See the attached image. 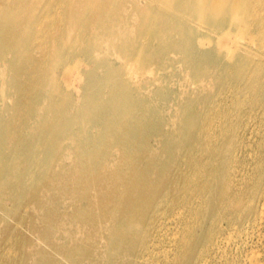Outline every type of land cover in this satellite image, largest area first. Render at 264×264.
I'll return each mask as SVG.
<instances>
[{
	"label": "rangeland",
	"instance_id": "374dc122",
	"mask_svg": "<svg viewBox=\"0 0 264 264\" xmlns=\"http://www.w3.org/2000/svg\"><path fill=\"white\" fill-rule=\"evenodd\" d=\"M71 1L35 0V9L37 12L33 16L31 26H27L31 28L30 31L22 39H18L17 33L14 42H17L18 45L15 48H13V45H10L11 53L12 51L14 52L13 49L15 51L18 49L23 54H6L4 60L1 59L2 57L0 58V120L3 119L2 123L4 121V124L0 125V264H161V262H163L162 264H192L195 256H198L199 252L202 251L200 253L202 257L199 260L200 264H250L249 260L252 255L251 264L264 262V215L262 219L257 218L258 220L256 219L255 223L250 224L245 229L237 225H228L224 220V217L235 216V213H231L233 212L232 208L235 204H239L243 200L249 184L255 182L260 176V171L262 172L264 170V121H262L260 112L262 104L264 103V26L263 35L258 33L257 26H252L251 31L245 32L240 39V45L235 56L229 58L225 55V52L222 55L218 54L213 42L206 43L202 49H198L192 37L187 34L189 43H186V46L187 48L189 47L188 49L184 46V42L181 47L182 50L169 44L172 40V42L175 41L176 43L180 41V38L181 40L182 38L185 40L187 27L197 29L198 32L200 31V36L204 35L203 37H206L205 34L211 30V27L206 24H200L196 19L189 20V24L193 26H184L182 20L171 16V22L175 26L174 24L170 26L173 27V32L170 33L172 37L164 44V39H168V36L160 31V26L157 25L159 16H156L154 18L155 20L148 24H140L141 19L139 18V13L136 12L135 14V10L131 9L129 6L130 0H127L125 3L127 10L123 12V15L129 16V20L131 19L129 23L132 26H95L88 22L90 14L88 11L80 19L83 21L82 23L80 21L79 25L69 26L67 15L68 5ZM139 3L142 7L147 4V1L139 0ZM34 22L37 24H34ZM44 22L46 23L44 24ZM117 28L127 31L128 35L126 40L117 38L112 42V39L108 38L110 30H116ZM176 28L178 30L181 28L182 30L178 32ZM112 32L114 31H111V34H113ZM252 39H254V44ZM132 40L135 41L136 44H133L135 46H127L126 41L129 44ZM194 40L196 42V39ZM23 44L25 45L23 46ZM30 49L31 51L34 50L33 53ZM129 50H132L131 55H127ZM183 52L184 54L186 53L185 55L187 57L183 55ZM245 52H248L249 55L251 54V59L256 58L252 60L254 61L253 65L246 70L243 68L238 69L235 65L237 64L238 54H246ZM120 53L123 55L121 56ZM93 54L95 55L93 56ZM44 57L45 60H43ZM16 59L24 62V69L22 68L23 70L19 71L20 73L18 71L15 72L11 64L12 62L15 63L14 60ZM191 63H194V66ZM75 64H77V68H75L77 71L72 68L73 66L75 67ZM101 64L103 67L100 66ZM126 64H128L129 68ZM188 65L189 68H187ZM66 67L69 68L66 70ZM79 67L81 68L79 69ZM109 68L111 69L109 70ZM70 69L74 71L71 70V72ZM247 71L248 73L245 74ZM74 72L78 75L76 74V76ZM116 74L118 76L120 75L119 78H117L118 76ZM131 74H133V77ZM72 77L76 82L73 81ZM113 77L115 81L112 79ZM5 80L7 81L5 82ZM217 82L219 85L216 84ZM255 82H258V86L255 84L254 87L252 83ZM124 84L125 86H123ZM140 84L141 86H139ZM66 85L70 88H67ZM150 85L151 88L149 87ZM73 87H77L78 92ZM89 88H92V90ZM38 89L40 94L43 93L41 97ZM133 89L136 90L134 91ZM155 89L160 91L157 93ZM166 94H171V96H167ZM47 95L49 98H47ZM101 96L103 97L101 98ZM185 98H188L187 101ZM13 99L15 100L13 101ZM166 99H170L168 100L169 102ZM25 100L28 102L26 103ZM109 101L115 104H110ZM95 102L98 104L96 103V105ZM131 102L134 103L131 104ZM84 103L86 107L83 106ZM188 103L189 105H187ZM67 105H70V109ZM6 106L10 108H6ZM182 106L184 107L182 108ZM191 107L193 108L191 109ZM86 109L88 113L85 112L87 111ZM90 109L94 111L91 112ZM78 112L80 113L78 114ZM105 112L106 115H104ZM152 113H154V116ZM81 115H85V118L80 117ZM256 115L258 116L256 117ZM111 117L115 120L113 118L111 120ZM220 117L221 119H219ZM62 119H65L67 122L65 120L64 122H60ZM8 122H11V124ZM20 122L22 123L20 124ZM50 122L51 124H49ZM107 122L112 123L109 125ZM190 123L192 124L190 125ZM209 124L211 129L214 128L219 134V142L213 138L211 143L215 147H218L217 150L203 147L204 142H201L203 140L202 138L200 140L199 138L194 140L195 143L192 141V133L201 125L209 126ZM62 126L64 128L63 133H61ZM143 128L145 129L143 130ZM244 129L247 130L243 140L244 144L242 145L240 143L241 140L235 137V135L237 132L241 134ZM129 131L131 132L129 133ZM148 131L151 132L149 133ZM89 135L91 139H88L90 138ZM87 136L89 137L87 138ZM257 136L258 138H256ZM125 138L127 140H124ZM183 141L187 143L185 142L186 144H183ZM245 142L247 143L245 144ZM171 147L174 148L172 149ZM27 151L29 152L27 153ZM219 154L220 156H218ZM235 154L237 155L235 156ZM218 158H220L219 162ZM164 159L165 162H162ZM237 159L238 161L236 162L235 160ZM163 163L165 166H163ZM220 165L222 169L219 167ZM187 169L188 172L186 171ZM216 171L218 172L216 173ZM139 172L147 181L145 183L146 185H143V190L145 191L141 198V204L132 213L125 215L120 213L110 203L109 194H113L114 198L116 195L117 198L124 188L121 180H115L116 177L123 176L124 179L132 176V173L138 174ZM250 176L252 178L254 177V179ZM212 177L213 179H211ZM195 181L198 182L195 183ZM216 182L217 184H215ZM194 189L196 190L195 192H193ZM225 193L226 196H224ZM105 194H108V201L107 206L103 208L100 205V201ZM21 197L24 198L22 199ZM181 198L182 200H180ZM213 213L218 219L221 218V226L223 229L221 228V235L217 237L218 244L210 252L209 250H201V248L204 244L202 240L206 237L205 233L211 227L210 218ZM208 217L209 219L207 220ZM188 226L192 228L191 232L193 235L191 232L186 234V232H189ZM185 228L187 230H184ZM233 231L235 232L233 233ZM140 237H142V240ZM228 242L229 244H227ZM190 251L192 252L191 254ZM191 257L192 259H190ZM255 257L257 258L255 259Z\"/></svg>",
	"mask_w": 264,
	"mask_h": 264
},
{
	"label": "bare ground",
	"instance_id": "6f19581e",
	"mask_svg": "<svg viewBox=\"0 0 264 264\" xmlns=\"http://www.w3.org/2000/svg\"><path fill=\"white\" fill-rule=\"evenodd\" d=\"M48 1V0H47ZM54 1V0H53ZM67 1V0H66ZM126 1L127 0H72L71 2H70V4L68 5V15H67V20H68V25L69 26H76V25H79L80 24V19L82 18V16H83V14L85 13V12H90V14H89V17H88V22L90 23V24H94L95 26H132L130 23H129V21L131 20H129V16H127V15H123V12H125L126 10H127V8H126V5H125V3H126ZM145 1H147V4H145V5H143L142 7L140 6V3H139V0H130V2H129V6L131 7V9L132 10H135V14H136V12H138L139 13V18L142 20H140V24H148V23H150V22H152L153 20H155L154 18H156V16H159V20L157 21L158 23H157V25L158 26H160V31H162L164 34H167V36H168V39H164V44L165 43H167L166 41H168L169 39H170V37H172V34H170V33H172L173 31V27H170V26H173V24L174 23H172L171 21V16H173V17H176L177 19H179V20H182V24L184 25V26H193V25H190L189 24V20L190 19H196L197 20V22H199L200 24H206V25H208V26H210L211 27V30H209V32H207V34H205L206 35V37H203V36H200L201 34H199L200 33V31L198 32V30L196 29H191V28H189V27H187L186 28V31H187V33L185 32V40H183V38H182V40H181V38H180V36H178L179 38H180V41H178V43H176L175 41L174 42H172L171 40V42L169 43V44H172V45H174V47H177V48H181L182 46H183V42H184V46H186V43L188 44L189 43V40H188V38H187V36H186V34L187 35H189V36H191L192 37V40L194 41V43H195V45L197 46V48L198 49H202L203 47H204V45L206 44V43H211V42H213L214 44H215V46H216V52L218 53V54H220V55H222V53H226L225 55L226 56H228L229 58H233L234 56H235V54H236V52H237V50H238V46L240 45V39L242 38V36H243V34L245 33V32H249V31H251L252 30V26H257L258 28H257V31H258V33L260 34H262L263 35V26H264V0H145ZM45 2V1H44ZM51 2V1H50ZM33 3V4H32ZM46 3V2H45ZM52 3V2H51ZM47 4V3H46ZM50 5V4H49ZM64 5V4H63ZM35 6H36V3H35V0H28V1H26V0H0V58L1 59H5V56H6V54H12V53H14V54H17V55H22L23 53H22V51L20 52V50L18 51V49L15 51V49H13L14 50V52L12 51V53H11V50H10V45L12 46H14L13 48H15L17 45H18V43L17 42H14V40H15V38H16V36H17V33H18V39H22L29 31H30V29L31 28H29V27H27V26H31V24L33 23L32 21H33V16L35 15V13L37 12L36 11V9H35ZM58 7V6H57ZM42 10V9H41ZM41 12V11H40ZM39 12V13H40ZM38 13V14H39ZM43 13H44V11H43ZM37 14V15H38ZM42 14V13H41ZM156 14H159V15H156ZM37 18H38V16H36ZM138 18V19H139ZM55 19V18H54ZM36 20V19H35ZM85 21V20H84ZM56 22V21H55ZM58 22H59V20H58ZM83 21H81V23H82ZM169 22H170V24H169ZM175 22V21H174ZM40 23V22H39ZM46 22H44V24H45ZM64 23V22H63ZM34 24H37V23H35L34 22ZM43 24V23H42ZM48 24V23H47ZM84 24V23H83ZM153 24H154V22H153ZM193 24V23H192ZM40 25V24H39ZM7 26H8V28H7ZM55 26V25H54ZM84 26V25H83ZM174 26H175V24H174ZM196 26V25H195ZM41 27V26H40ZM38 28H39V26H38ZM145 28V27H144ZM153 28V27H152ZM179 28V27H178ZM199 28V27H198ZM35 29V28H34ZM40 30H41V28H39ZM44 29V28H43ZM46 29V28H45ZM202 29V28H201ZM36 30V29H35ZM38 30V29H37ZM47 30V29H46ZM176 30L179 32V31H181L182 29L180 28V30H178L177 28H176ZM33 31V30H32ZM49 31V30H48ZM84 31V30H83ZM111 31H114V32H112L113 34H111ZM153 31V30H152ZM34 32V31H33ZM43 32H45V31H43ZM61 34V33H60ZM86 34V33H85ZM258 34V35H259ZM74 35H76V34H74ZM127 31H125V29H121V28H117L116 30H110V32H109V36H108V38L109 39H112V42H114V40H116L117 38L119 39V38H121V39H124V40H126V37H127ZM153 35V34H152ZM210 35H212V36H210ZM31 36H32V34H31ZM30 36V37H31ZM83 36H84V34H83ZM214 36V37H213ZM183 37V36H182ZM252 37V36H251ZM254 37V36H253ZM49 38V37H48ZM262 38V37H261ZM17 39V40H18ZM24 39H26V38H24ZM80 39V38H79ZM92 39V38H91ZM194 39H196V42H195V40ZM250 39V38H249ZM248 39V40H249ZM55 40H58V39H55ZM74 40V39H73ZM253 40L254 39H252V42H253ZM25 41V40H24ZM45 41V40H44ZM43 41V42H44ZM82 41V40H81ZM143 41V40H142ZM148 41V40H147ZM247 41V40H246ZM30 42H31V40H30ZM42 42V43H43ZM59 42H60V39H59ZM163 42V41H162ZM242 42V41H241ZM249 42H250V40H249ZM15 43V44H14ZM23 43V42H22ZM29 43V42H28ZM46 43V42H45ZM80 43V42H79ZM93 43V42H92ZM144 43H146V42H144ZM251 43V42H250ZM35 44V43H34ZM36 44H37V42H36ZM133 44H136L135 43V41L134 40H132L129 44H127V41H126V45L128 46H131L132 45V47H134L135 45H133ZM151 44V43H150ZM253 44H254V42H253ZM253 44H251V45H253ZM25 44H23V46H24ZM49 45V44H48ZM77 45H79V44H77ZM76 45V46H77ZM87 45V44H86ZM210 45V44H209ZM56 46V45H55ZM144 46H145V44H144ZM189 46V45H188ZM244 46V45H243ZM43 47V46H42ZM73 47V46H72ZM83 47V46H82ZM93 47V46H92ZM142 47V46H141ZM158 47V46H157ZM162 47H164V46H162ZM162 47H161V49H162ZM30 48H33V47H30ZM47 48V47H46ZM57 48V47H56ZM59 48V47H58ZM70 48V47H69ZM68 48V49H69ZM90 49H92L91 47H89ZM88 48V49H89ZM103 48V47H102ZM106 48V47H105ZM186 48H187V46H186ZM189 48V47H188ZM187 48V49H188ZM246 48V47H245ZM256 48V47H255ZM49 49V48H48ZM72 49H74V48H72ZM87 49V50H88ZM161 49H159V50H161ZM165 49V48H164ZM163 49V50H164ZM248 49V48H247ZM258 49V48H257ZM47 50V49H46ZM57 50V49H56ZM122 50V49H121ZM120 50V51H121ZM143 50V49H142ZM158 50V49H157ZM167 50H169V49H167ZM181 50H182V48H181ZM184 50V49H183ZM241 50V49H240ZM30 51H31V49H30ZM34 51V50H33ZM33 51H31L32 53H33ZM74 51V50H73ZM90 51V50H89ZM88 51V52H89ZM132 50H129L128 52H127V55H131L132 54V52H131ZM166 51V50H165ZM170 51V50H169ZM175 51V50H174ZM27 52V51H26ZM38 52V51H37ZM68 52V51H67ZM123 52V51H122ZM141 52V51H140ZM49 53V52H48ZM71 53V52H70ZM73 53V52H72ZM90 53H91V51H90ZM144 53V52H143ZM177 53V52H176ZM246 53V52H245ZM92 54V53H91ZM114 54V53H113ZM121 54V53H120ZM146 54V53H145ZM167 54V53H166ZM180 54V53H179ZM186 54V53H185ZM184 54V52H183V55H185ZM258 54V53H257ZM58 55V54H57ZM68 55V54H67ZM95 54H93V56H94ZM123 54H121V56H122ZM181 55V54H180ZM251 55V54H250ZM250 55L248 54V52L246 53V54H238V59L236 60V63L237 64H235L236 65V67H238V69H240V68H243V69H247V68H249L251 65H253V62L254 61H252V60H254V59H251L250 58ZM260 55V54H259ZM117 56V55H116ZM186 56V55H185ZM124 57V56H123ZM131 57V56H130ZM187 57V56H186ZM185 57V58H186ZM254 57V56H253ZM264 57V56H263ZM52 58V57H51ZM59 58V57H58ZM80 58V57H79ZM113 58V57H112ZM53 59V58H52ZM94 59V58H93ZM97 59V58H96ZM115 59V58H114ZM139 59H140V57H139ZM28 60V59H27ZM27 60H26V62H27ZM32 60V59H31ZM43 60H45V57H44V59ZM105 61H106V59H104ZM118 60V59H117ZM145 60V59H144ZM190 60V59H189ZM15 61V63L14 62H12L11 64H12V66H13V69H14V71L15 72H19V71H21V70H23L24 68V62H22L21 60H14ZM67 61H68V59H67ZM66 61V62H67ZM136 61V60H135ZM192 61V60H191ZM190 61V62H191ZM31 62V61H30ZM114 62V61H113ZM139 62H141V61H139ZM144 62H146V61H144ZM178 62V61H177ZM184 62H186V61H184ZM2 63V62H1ZM80 63V62H79ZM103 63H105L104 61H103ZM110 63V62H109ZM127 63H128V61H127ZM176 63V62H175ZM31 64V63H30ZM132 64H134V63H132ZM137 64H139L138 62H137ZM172 64V63H171ZM192 64V66H194L193 64L194 63H191ZM38 65V64H37ZM47 65V64H46ZM49 65V64H48ZM69 65V64H68ZM77 64H75V67L73 66L72 68H77V66H76ZM86 65V64H85ZM91 65V64H90ZM106 65V64H105ZM120 65V64H119ZM121 65H122V63H121ZM127 65V67H128V64H126ZM135 65H136V63H135ZM173 65V64H172ZM210 65V64H209ZM84 66V65H83ZM95 66V65H94ZM99 66V65H98ZM101 67H103V65L101 64L100 65ZM109 66V65H108ZM117 66V65H116ZM130 66H131V64H130ZM139 66V65H138ZM169 66V65H168ZM204 66V65H203ZM206 66V65H205ZM37 67V66H36ZM40 67V66H39ZM43 67V66H42ZM86 67H89V66H86ZM132 67V66H131ZM209 67V66H208ZM214 67V66H213ZM23 68V69H22ZM26 68V67H25ZM46 68V67H45ZM67 68H69V67H66V70H67ZM81 67H79V69H80ZM97 68V67H96ZM105 68V67H104ZM114 68V67H113ZM129 68V67H128ZM187 68H189V65H188V67ZM191 68V67H190ZM199 68H200V66H199ZM88 69H90V68H88ZM98 69V68H97ZM111 68H109V70H110ZM119 69V68H118ZM172 69H173V67H172ZM194 69V68H193ZM204 69V68H203ZM208 69V68H207ZM27 70V69H26ZM57 70V69H56ZM61 70V69H60ZM74 71L73 69H70V71ZM76 70V69H75ZM94 70V69H93ZM92 70V71H93ZM108 70V69H107ZM120 70V69H119ZM131 70V69H130ZM129 70V71H130ZM137 70H138V68H137ZM174 70V69H173ZM192 70V69H191ZM199 70V69H198ZM198 70H197V72H198ZM201 70V69H200ZM216 70V69H215ZM214 70V71H215ZM40 71H41V69H40ZM71 71V72H72ZM77 71V70H76ZM106 71V70H105ZM114 71V70H113ZM133 71H134V69H133ZM133 71H132V73H133ZM169 71V70H168ZM181 71V70H180ZM193 71V70H192ZM235 71V70H234ZM9 72V71H8ZM7 72V73H8ZM91 72V71H90ZM102 72V71H101ZM131 72V71H130ZM172 72V71H171ZM183 72H185V71H183ZM187 72V71H186ZM202 72V71H201ZM238 72V71H237ZM242 72V71H241ZM20 73V72H19ZM22 73H24V72H22ZM46 73V72H45ZM48 73V72H47ZM100 73V72H99ZM116 73H117V71H116ZM136 73V72H135ZM212 73V72H211ZM219 73V72H218ZM236 73V72H235ZM248 73V71L245 73V74H247ZM9 74V73H8ZM25 74V73H24ZM36 74H37V71H36ZM74 74L76 75L77 73H75L74 72ZM105 74H107V73H105ZM118 74V73H117ZM116 74V75H117ZM158 74V73H157ZM181 74V73H180ZM200 74V73H199ZM203 74V73H202ZM239 74H240V72H239ZM243 74V73H242ZM244 74V75H245ZM18 76H19V74H17ZM49 75V74H48ZM71 75H72V73H71ZM78 75V74H77ZM76 75V76H77ZM91 75V74H90ZM98 75V74H97ZM111 75V74H110ZM136 75V74H135ZM167 75V74H166ZM169 75V74H168ZM174 75H176V74H174ZM208 75V74H207ZM20 76H21V74H20ZM25 76V75H24ZM31 76V75H30ZM33 76V75H32ZM38 76V75H37ZM42 76V75H41ZM67 76V75H66ZM80 76H82V75H80ZM104 76V75H103ZM118 76V75H117ZM120 76V75H119ZM119 76L117 77V78H119ZM131 76L133 77V74H131ZM170 76H171V74H170ZM197 76H198V74H197ZM216 76V75H215ZM234 76H235V74H234ZM239 76V75H238ZM243 76V75H242ZM246 76V75H245ZM84 77V76H83ZM99 77V76H98ZM105 77H106V75H105ZM109 77V76H108ZM173 77H175V76H173ZM180 77V76H179ZM190 77H191V73H190ZM211 77H213V76H211ZM217 77V76H216ZM226 77V76H225ZM244 77V76H243ZM1 78V77H0ZM7 78V77H6ZM28 78V77H27ZM36 78V77H35ZM73 78V77H72ZM74 78H76L75 76H74ZM74 78H73V81H75L74 80ZM81 78V77H80ZM90 78V77H89ZM97 78V77H96ZM100 79H101V77H99ZM110 78H111V76H110ZM167 78H169V77H167ZM197 78V77H196ZM84 79V78H83ZM100 79H98V80H100ZM113 80H114V77L112 78ZM232 79V78H231ZM241 79V78H240ZM244 80H245V78H243ZM17 80H18V78H17ZM40 80V79H39ZM57 80V79H56ZM77 80V79H76ZM112 80V81H113ZM132 80V79H131ZM216 80V79H215ZM239 80V79H238ZM242 80V79H241ZM2 81V80H1ZM7 80H5V82H6ZM44 81V80H43ZM64 81V80H63ZM78 81H80V80H78ZM101 81V80H100ZM110 81V80H109ZM115 81V80H114ZM168 81V80H167ZM167 81H166V83H167ZM188 81V80H187ZM14 82V81H13ZM37 82V81H36ZM47 82H48V79H47ZM46 82V83H47ZM76 82V81H75ZM85 82V81H84ZM96 82V81H95ZM192 82V81H191ZM195 82H196V80H195ZM194 82V83H195ZM20 83V82H19ZM64 83H66L65 81H64ZM73 83V82H72ZM79 83V82H78ZM93 83V82H92ZM98 83V82H97ZM109 83V82H108ZM107 83V84H108ZM116 83V82H115ZM115 83H114V85H115ZM124 83L126 84V82L124 81ZM239 83V82H238ZM17 84H18V82H17ZM17 84L15 83V85L17 86ZM42 84H44V83H42ZM85 84V83H84ZM99 84V83H98ZM125 84L123 85V86H125ZM217 85H219L218 84V82L216 83ZM253 84V86L255 87V84H257V86H258V82H255V83H252ZM20 85V84H19ZM31 85V84H30ZM73 85H74V83H73ZM72 85V86H73ZM92 85V84H91ZM90 85V86H91ZM110 85V84H109ZM166 85H168V84H166ZM177 85V84H176ZM187 85V84H186ZM8 86V85H7ZM15 86V87H16ZM34 86H35V84H34ZM39 86V85H38ZM80 86V85H79ZM85 86V85H84ZM88 86V85H87ZM116 86V85H115ZM121 86V85H120ZM123 86H121V87H123ZM139 86H141V84L139 85ZM31 87V86H30ZM29 87V88H30ZM45 87V86H44ZM66 87L68 88L69 86H67L66 85ZM110 87V86H109ZM111 87H112V84H111ZM133 87V86H132ZM146 87V86H145ZM148 87V86H147ZM150 88H151V85L149 86ZM167 87V86H166ZM165 87V88H166ZM11 88V87H10ZM19 88V87H18ZM17 88V89H18ZM40 88V87H39ZM56 88V87H55ZM58 88V87H57ZM70 88V87H69ZM74 88V87H73ZM77 88V87H76ZM76 88H74V89H76ZM80 88V87H79ZM82 88V87H81ZM87 88V87H86ZM86 88H85V90H86ZM114 88V87H113ZM176 88H178V87H176ZM175 88V89H176ZM217 88V87H216ZM16 89V88H15ZM22 89H23V85H22ZM26 89H27V87H26ZM31 89V88H30ZM29 89V90H30ZM33 89V88H32ZM89 89H91L92 90V88H89ZM143 89H145V88H143ZM157 89V88H156ZM155 89V90H156ZM200 89V88H199ZM221 89V88H220ZM224 89V88H223ZM28 90V89H27ZM83 90V89H82ZM105 90H106V87H105ZM112 90H114V89H112ZM122 90V89H121ZM134 90V89H133ZM136 90V89H135ZM134 90V91H135ZM147 90V89H146ZM154 90V91H155ZM165 90V89H164ZM192 90V89H191ZM197 90V89H196ZM230 90H231V88H230ZM38 91H39V89H38ZM41 91H43V90H41ZM52 91V90H51ZM76 91H77V89H76ZM116 91V90H115ZM118 91V90H117ZM132 91V90H131ZM160 91V90H159ZM159 91H157L156 90V92L158 93ZM167 91V90H166ZM166 91H164V93H166ZM215 91V90H214ZM78 92V91H77ZM82 92V91H81ZM111 92V91H110ZM109 92V93H110ZM113 92V91H112ZM119 92V91H118ZM137 92V91H136ZM153 92V91H152ZM169 92V91H168ZM191 92V91H190ZM24 93V92H23ZM36 93V92H35ZM56 93H59V92H56ZM66 93V92H65ZM76 93V92H75ZM88 93V92H87ZM104 93V92H103ZM140 93V92H139ZM153 93H155V92H153ZM163 93V94H164ZM192 93V92H191ZM200 93H201V91H200ZM22 94V93H21ZM25 94H26V92H25ZM39 94H40V91H39ZM72 94V93H71ZM113 94V93H112ZM115 94V93H114ZM136 94V93H135ZM160 94V93H159ZM197 94V93H196ZM205 94V93H204ZM33 95V94H32ZM41 95H43V93L42 94H40V97H41ZM48 95H49V93H48ZM48 95H47V98H49L48 97ZM83 95V94H82ZM104 95V94H103ZM139 95V94H138ZM167 95V94H166ZM171 96V94H168L167 96ZM191 95V94H190ZM247 95H248V93H247ZM35 96V95H34ZM61 96V95H60ZM66 96V95H65ZM75 96V95H74ZM87 96V95H86ZM90 96V95H89ZM88 96V97H89ZM110 96H111V94H110ZM118 96V95H117ZM159 96V95H158ZM161 96H163V95H161ZM197 96V95H196ZM204 96V95H203ZM32 97V96H31ZM30 97V98H31ZM85 97V96H84ZM100 97V96H99ZM103 96H101V98H102ZM107 97V96H106ZM116 97V96H115ZM132 97V96H131ZM137 97V96H136ZM148 97V96H147ZM198 97V96H197ZM22 98H24L23 96H22ZM35 98V97H34ZM111 98V97H110ZM138 98H140V97H138ZM160 98V97H159ZM163 98V97H162ZM222 98H223V96H222ZM228 98V97H227ZM77 99V98H76ZM75 99V100H76ZM87 99V98H86ZM109 99V98H108ZM113 99H114V97H113ZM135 99V98H134ZM164 99V98H163ZM186 99V98H185ZM188 99V98H187ZM187 99H186V101H187ZM190 99H192V98H190ZM217 99V98H216ZM2 100V99H1ZM7 100V99H6ZM15 99H13V101H14ZM29 100V99H28ZM36 100V99H35ZM38 100V99H37ZM49 100V99H48ZM107 100V99H106ZM140 100V99H139ZM143 100H144V98H143ZM142 100V101H143ZM165 100V99H164ZM167 100V99H166ZM168 100H170V99H168ZM167 100V101H168ZM196 100V99H195ZM227 100V99H226ZM18 101H20V99H18ZM39 101V100H38ZM79 101V100H78ZM89 101H90V99H89ZM99 101V100H98ZM97 101V102H98ZM108 101V100H107ZM111 101V100H110ZM109 101V102H110ZM134 101V100H133ZM137 101V100H136ZM161 101V100H160ZM166 101V102H167ZM191 101V100H190ZM7 102V101H6ZM25 102H26V100H25ZM28 102V101H27ZM26 102V103H27ZM32 102V101H31ZM85 102V101H84ZM87 102V101H86ZM97 102H95V104L97 103ZM147 102V101H146ZM163 102V101H162ZM169 102V101H168ZM5 103V102H4ZM65 103V102H64ZM77 103H79V102H77ZM81 103L83 104V102H82V100H81ZM80 103V104H81ZM107 103V105H109L108 104V102H106ZM111 103H114V102H110V104ZM134 103V102H133ZM132 102H131V104H133ZM139 103V102H138ZM186 103V102H185ZM198 103V102H197ZM227 103V102H226ZM38 104V103H37ZM87 104V103H86ZM98 104V103H97ZM96 104V105H97ZM115 104V103H114ZM113 104V105H114ZM140 104H141V102H140ZM194 104V103H193ZM1 105V104H0ZM17 105V104H16ZM16 105H15V107H16ZM19 105V104H18ZM22 105V104H21ZM25 105V104H24ZM28 105H29V103H28ZM46 105H47V103H46ZM130 105V104H129ZM137 105V104H136ZM143 105V104H142ZM187 105H189V103L187 104ZM195 105H196V103H195ZM206 105V104H205ZM253 105H254V103H253ZM256 105V104H255ZM5 106V105H4ZM9 106V105H8ZM20 106V105H19ZM18 106V108H20ZM23 106V105H22ZM22 106H21V108H22ZM60 106V105H59ZM68 106V108H69V106L70 105H67ZM82 106V105H81ZM83 106H85V103H84V105ZM94 106V105H93ZM99 106V105H98ZM115 106V105H114ZM113 106V107H114ZM166 106H167V104H166ZM190 106H192V105H190ZM26 107V106H25ZM50 107V106H49ZM60 107H62V106H60ZM73 107V106H72ZM86 107V106H85ZM97 107V106H96ZM105 107V106H104ZM108 107V106H107ZM138 107H139V105H138ZM158 107V106H157ZM184 106H182V108H183ZM194 107V106H193ZM193 107H191V109L193 108ZM6 108H10V107H7L6 106ZM11 108H12V106H11ZM29 108H30V106H29ZM47 108V107H46ZM55 108V107H54ZM57 108V107H56ZM112 108V107H111ZM110 108V109H111ZM128 108H130V107H128ZM153 108V107H152ZM158 108H160V107H158ZM181 108V109H182ZM224 108V107H223ZM1 109V108H0ZM32 109V108H31ZM31 109H30V112H31ZM48 109V108H47ZM61 109V108H60ZM70 109V108H69ZM85 109V108H84ZM94 109V108H93ZM109 109V110H110ZM125 109H126V107H125ZM245 109V108H244ZM16 110V109H15ZM34 110V109H33ZM77 110V109H76ZM87 110V109H86ZM91 110V112L92 111H96V109H94V110H92V109H90ZM99 110V109H98ZM97 110V111H98ZM108 110V111H109ZM112 110V109H111ZM131 110V109H130ZM154 110V109H153ZM157 110V109H156ZM185 110V109H184ZM260 110V109H259ZM4 111V110H3ZM3 111H2V113H3ZM19 111V110H18ZM28 111V110H27ZM54 111V110H53ZM70 111V110H69ZM72 111V110H71ZM80 111H82V110H80ZM84 111V110H83ZM113 111V110H112ZM112 111H110V112H112ZM138 111V110H137ZM139 111H140V109H139ZM138 111V112H139ZM181 111V110H180ZM242 111V110H241ZM9 112V111H8ZM7 112V113H8ZM48 112V111H47ZM85 112H87L88 113V110L87 111H85ZM102 112V111H101ZM149 112H151V111H149ZM157 112H158V110H157ZM163 112V111H162ZM188 113H189V111H187ZM260 112H261V118H262V121H264V103L262 104V107H261V110H260ZM5 113V112H4ZM26 113V112H25ZM28 113V112H27ZM64 113H65V111H64ZM80 112H78V114H79ZM82 113V112H81ZM84 113V112H83ZM93 113H95V112H93ZM103 113V112H102ZM127 113V112H126ZM141 113H142V109H141ZM190 113H191V111H190ZM245 113V112H244ZM31 114V113H30ZM46 114V113H45ZM52 114V113H51ZM86 114V113H85ZM96 114V113H95ZM108 114V113H107ZM131 114V113H130ZM154 113H152V115H153ZM183 114V113H182ZM185 114V113H184ZM196 114V113H195ZM194 114V115H195ZM225 114V113H224ZM1 115H3V114H1ZM6 115V114H5ZM58 115V114H57ZM64 115V114H63ZM72 115H73V113H72ZM74 115H75V113H74ZM104 115H106V112L104 113ZM103 115V116H104ZM109 115H110V113H109ZM123 115H125V114H123ZM139 115H142V114H139ZM149 115V114H148ZM147 115V116H148ZM221 115V114H220ZM251 115V114H250ZM258 115H259V113H258ZM258 115H256V117L258 116ZM24 116V115H23ZM28 116H29V114H28ZM31 116V115H30ZM56 116V115H55ZM67 116V115H66ZM65 116V117H66ZM70 116H71V114H70ZM69 116V117H70ZM85 116V115H84ZM84 116H80V117H83V118H85ZM132 116H134V115H132ZM154 116V115H153ZM193 116V115H192ZM196 116V115H195ZM198 116H199V114H198ZM207 116V115H206ZM216 116V115H215ZM228 116V115H227ZM1 117V116H0ZM5 117V116H4ZM9 117H10V115H9ZM8 117V118H9ZM62 117V116H61ZM64 117V118H65ZM68 117V118H69ZM74 117V116H73ZM98 117V116H97ZM100 117V116H99ZM109 117V116H108ZM151 117V116H150ZM180 117V116H179ZM250 117V116H249ZM20 118H21V115H20ZM19 118V119H20ZM26 118V117H25ZM28 118V117H27ZM52 118V117H51ZM56 118V117H55ZM63 118V117H62ZM71 118V117H70ZM113 117H111L110 119L111 120H113L112 119ZM117 118V117H116ZM137 118H138V116H137ZM136 118V119H137ZM147 118V117H146ZM156 118V117H155ZM181 118H183V117H181ZM198 118V117H197ZM208 118H209V116H208ZM214 118V117H213ZM217 118V117H216ZM235 118V117H234ZM1 119V118H0ZM7 119V118H6ZM6 119H4V120H6ZM23 119V118H22ZM65 119H67V118H65ZM64 119V120H65ZM105 119H106V117H105ZM108 119V118H107ZM109 119V120H110ZM153 119V118H152ZM189 119V118H188ZM191 119V118H190ZM212 119V118H211ZM219 119H221V117L219 118ZM224 119V118H223ZM3 120V119H2ZM2 120H0V123H2ZM10 120V119H9ZM24 120V119H23ZM22 120V121H23ZM46 120V119H45ZM64 120L62 119L60 122H64ZM85 120V119H84ZM87 120V119H86ZM92 120V119H91ZM90 120V121H91ZM100 120V119H99ZM102 120V119H101ZM115 120V119H114ZM206 120H208V119H206ZM226 120V119H225ZM250 120V119H249ZM255 120H256V118H255ZM11 121V120H10ZM66 121V120H65ZM67 121H69L68 119H67ZM66 121V122H67ZM72 121H73V119H72ZM96 121H97V118H96ZM107 121V120H106ZM129 121V120H128ZM131 121V120H130ZM146 121V120H145ZM181 121V120H180ZM191 121V120H190ZM189 121V122H190ZM244 121V120H243ZM25 122H26V120H25ZM54 122V121H53ZM93 122V121H92ZM91 122V123H92ZM95 122V121H94ZM114 122V121H113ZM119 122V121H118ZM159 122V121H158ZM195 122V121H194ZM214 122H216V121H214ZM242 122V121H241ZM249 122V121H248ZM254 122V121H253ZM9 123V122H8ZM19 123V122H18ZM17 123V124H18ZM22 122H20V124H21ZM32 123V122H31ZM44 123H45V121H44ZM58 123V122H57ZM72 123V122H71ZM78 123V122H77ZM101 123V122H100ZM108 123V122H107ZM106 123V124H107ZM110 123H112V122H110ZM110 123H108L109 125H110ZM114 123H116V122H114ZM128 123H130V122H128ZM131 123H132V121H131ZM130 123V124H131ZM145 123V122H144ZM156 123H157V121H156ZM192 123H193V121H192ZM192 123H190V125L192 124ZM196 123H197V120H196ZM195 123V124H196ZM203 123H204V121H203ZM213 123V122H212ZM4 124V121H3V123L2 124H0V125H3ZM6 124H7V122H6ZM9 124H11V122L9 123ZM27 124V123H26ZM49 124H51V122L49 123ZM73 124V123H72ZM102 124V123H101ZM103 124H105V123H103ZM108 124H107V126H108ZM135 124V123H134ZM151 124V123H150ZM149 124V125H150ZM154 124H155V121H154ZM158 124H160V123H158ZM211 124V123H210ZM210 124H209V126H200L199 128H197L193 133H192V141H194V140H197L198 138H199V140L202 138L203 140L201 141L202 143L204 142V145H203V147L205 146L207 149H214V150H217V148L218 147H215L213 144H211L212 143V140H213V138L214 139H216L218 142H219V134L217 133V131H215V129L213 130V129H211V127H210ZM217 124V123H216ZM71 125V124H70ZM98 125H100V124H98ZM129 125V124H128ZM142 125H144V124H142ZM157 125V124H156ZM214 125V124H213ZM240 125V124H239ZM43 126V125H42ZM42 126H41V128H42ZM72 126V125H71ZM91 126V125H90ZM89 126V127H90ZM101 126V125H100ZM105 126V125H104ZM151 126V125H150ZM160 126H161V124H160ZM159 126V127H160ZM187 126V125H186ZM5 127V126H4ZM34 127V126H33ZM103 127V126H102ZM102 127H101V129H102ZM106 127V126H105ZM109 127V126H108ZM146 127H147V125H146ZM149 127V126H148ZM181 127V126H180ZM188 127V126H187ZM192 127V126H191ZM237 127V126H236ZM261 127V126H260ZM13 128V127H12ZM48 128V127H47ZM50 128V127H49ZM61 128V127H60ZM67 128V127H66ZM68 128H70L69 126H68ZM104 128V127H103ZM129 128H131L130 126H129ZM248 128V127H247ZM250 128V127H249ZM14 129H16V128H14ZM17 129H18V127H17ZM21 129H23V128H21ZM44 129V128H43ZM56 129V128H55ZM58 129H59V126H58ZM62 132L61 133H63V126H62ZM134 129H135V127H134ZM145 128H143V130H144ZM191 129V128H190ZM7 130V129H6ZM45 130V129H44ZM43 130V131H44ZM48 130H50V129H48ZM60 130V129H59ZM103 130V129H102ZM132 130V129H131ZM153 130V129H152ZM159 130V129H158ZM157 130V131H158ZM189 130V129H188ZM188 130H187V132H188ZM246 130L247 129H244L243 130V132L241 133V134H239L240 132H237L236 133V135H235V137H238L240 140H241V144L243 145L244 144V138H245V135H246ZM23 131V130H22ZM57 131V130H56ZM70 131V130H69ZM136 131V130H135ZM183 131V130H182ZM1 132V131H0ZM14 132V131H13ZM17 132V131H16ZM65 132V131H64ZM131 131H129V133H130ZM149 132V131H148ZM151 132V131H150ZM149 132V133H150ZM222 132V131H221ZM227 132V131H226ZM248 132V131H247ZM253 132V131H252ZM6 133H8L7 131H6ZM23 133V132H22ZM57 133H59V132H57ZM111 133H113L112 131H111ZM132 133H134V132H132ZM135 133H137V132H135ZM148 133V134H149ZM264 133V132H263ZM101 134V133H100ZM128 134V133H127ZM13 135V134H12ZM56 135V134H55ZM60 135V134H59ZM91 135V134H90ZM89 135V136H90ZM113 135V134H112ZM118 135H120V134H118ZM128 135H130V134H128ZM136 135V134H135ZM153 135V134H152ZM156 135V134H155ZM188 135V134H187ZM224 135V134H223ZM259 135V134H258ZM10 136V135H9ZM25 136V135H24ZM53 136V135H52ZM58 136V135H57ZM89 136H87V138L89 137ZM151 136V135H150ZM154 136V135H153ZM221 136H222V134H221ZM220 136V137H221ZM98 137V136H97ZM99 137H100V135H99ZM130 137V136H129ZM148 137V136H147ZM229 137V136H228ZM18 138V137H17ZM22 138V137H21ZM25 138V137H24ZM23 138V139H24ZM54 138V137H53ZM144 138V137H143ZM224 138V137H223ZM256 138H258V136L256 137ZM261 138V137H260ZM29 139V138H28ZM34 139H35V137H34ZM56 139L58 140V138L56 137ZM84 139V138H83ZM82 139V140H83ZM88 139H91V136H90V138H88ZM130 139H132V138H130ZM134 139V138H133ZM142 139V138H141ZM164 139V138H163ZM162 139V140H163ZM185 139H186V137H185ZM7 140H8V138H7ZM22 140V139H21ZM51 140H52V138H51ZM56 140V141H57ZM81 140V141H82ZM124 140H127L126 138L124 139ZM161 140V141H162ZM166 140V139H165ZM180 140V139H179ZM178 140V141H179ZM24 141V140H23ZM34 141V140H33ZM53 141V140H52ZM89 141V140H88ZM87 141V142H88ZM117 141H119V139H117ZM182 141V140H181ZM226 141V140H225ZM237 141V140H236ZM29 142V141H28ZM53 142H55V141H53ZM52 142V143H53ZM143 142V141H142ZM177 142V141H176ZM186 142V141H185ZM184 141L182 142L183 144L185 143ZM251 142V141H250ZM254 142V141H253ZM20 143V142H19ZM22 143H24V142H22ZM50 143V142H49ZM82 143H83V141H82ZM96 143V142H95ZM124 143V142H123ZM164 143V142H163ZM187 143V142H186ZM185 143V144H186ZM188 143H189V140H188ZM194 143H195V141H194ZM247 142H245V144H246ZM9 144H10V142H9ZM15 144V143H14ZM13 144V145H14ZM86 144V143H85ZM179 144V143H178ZM190 144V143H189ZM251 144V143H250ZM16 145H17V142H16ZM52 145V144H51ZM202 145V144H201ZM255 145V144H254ZM55 146V145H54ZM86 146V145H85ZM94 146V145H93ZM183 146V145H182ZM187 146V145H186ZM219 146V145H218ZM220 146L222 147V145L220 144ZM258 146V145H257ZM12 147V146H11ZM28 147V146H27ZM94 147H97V146H94ZM193 147V146H192ZM7 148V147H6ZM29 148V147H28ZM47 148V147H46ZM172 149L174 148V147H171ZM170 148V149H171ZM195 148V147H194ZM223 148H224V146H223ZM232 148V147H231ZM251 148V147H250ZM261 148H263V147H261ZM17 149V148H16ZM90 149V148H89ZM29 150V149H28ZM205 150V149H204ZM204 150H203V152H204ZM221 150V149H220ZM237 150V149H236ZM244 150H245V148H244ZM243 150V151H244ZM254 150V149H253ZM257 150V149H256ZM90 151V150H89ZM91 151H92V149H91ZM170 151V150H169ZM193 151V150H192ZM208 151V150H207ZM212 151V150H211ZM7 152V151H6ZM29 151H27V153H28ZM88 152V151H87ZM168 152V151H167ZM184 152V151H183ZM186 152V151H185ZM248 152V151H247ZM246 152V153H247ZM18 153V152H17ZM16 153V154H17ZM169 153V152H168ZM243 153V152H242ZM259 153V152H258ZM171 154V153H170ZM53 155V154H52ZM185 155V154H184ZM202 155V154H201ZM216 155V154H215ZM214 155V156H215ZM237 154H235V156H236ZM243 155V154H242ZM261 155H262V153H261ZM261 155H259V156H261ZM168 156V155H167ZM166 156V157H167ZM187 156V155H186ZM191 156V155H190ZM207 156V155H206ZM218 156H220V154L218 155ZM26 157V156H25ZM171 157V156H170ZM200 157V156H199ZM212 157V156H211ZM224 157V156H223ZM15 158V157H14ZM17 158V157H16ZM221 158H222V156H221ZM235 158V157H234ZM242 158V157H241ZM246 158V157H245ZM260 158V157H259ZM264 158V157H263ZM188 159V158H187ZM219 160H218V162L220 161V158H218ZM257 159V158H256ZM262 159V158H261ZM260 159V160H261ZM171 160V159H170ZM190 160V159H189ZM258 160V159H257ZM169 161V160H168ZM182 161V160H181ZM187 161V160H186ZM191 161V160H190ZM200 161V160H199ZM236 162L238 161V159L237 160H235ZM12 162V161H11ZM162 162H165V159H164V161H162ZM167 162V161H166ZM178 162V161H177ZM211 162H212V160H211ZM241 162H243V161H241ZM187 163V162H186ZM247 163V162H246ZM256 163V162H255ZM27 164V163H26ZM154 164V163H153ZM167 164H168V162H167ZM179 164V163H178ZM237 164V163H236ZM235 164V165H236ZM140 165V164H139ZM159 165V164H158ZM177 165V164H176ZM191 165V164H190ZM217 165V164H216ZM241 165V164H240ZM163 166H165L164 165V163H163ZM184 166V165H183ZM242 166H243V164H242ZM220 168H221V165L219 166ZM236 167H237V165H236ZM256 167V166H255ZM12 168V167H11ZM160 168V167H159ZM158 168V169H159ZM187 168V167H186ZM206 168V167H205ZM209 168V167H208ZM215 168V167H214ZM235 168V167H234ZM239 168V167H238ZM48 169V168H47ZM177 169H179V168H177ZM183 169V168H182ZM192 169V168H191ZM212 169V168H211ZM210 169V170H211ZM222 169V168H221ZM251 169V168H250ZM8 170H9V168H8ZM149 170V169H148ZM151 170V169H150ZM160 170V169H159ZM202 170H203V168H202ZM206 170V169H205ZM210 170H208V171H210ZM215 170H217L216 168H215ZM242 170V169H241ZM163 171V170H162ZM187 172H188V169L186 170ZM192 171V170H191ZM219 171H220V169H219ZM224 171V170H223ZM236 171V170H235ZM146 172V171H145ZM161 172V171H160ZM160 172H158V173H160ZM179 172H180V170H179ZM218 171H216V173H217ZM240 172V171H239ZM251 172V171H250ZM10 173V172H9ZM24 173V172H23ZM151 173V172H150ZM158 173H157V175H158ZM205 173V172H204ZM206 173H207V171H206ZM210 173V172H209ZM213 173V172H212ZM215 173V174H216ZM233 173V172H232ZM253 173H255V172H253ZM190 174V173H189ZM231 174V173H230ZM260 176L258 177V179L257 180H255V182H250L251 184H249V188L245 191V195L243 196V200H241L240 201V203L239 204H235L234 205V207L232 208V211L233 212H231V213H235V216H230V217H224V220H225V222L228 224V225H234V226H239V227H242V229H245V228H248L247 226H249L250 224H252V223H255L256 222V219L257 218H259V219H262V217H263V215H264V170L261 172L260 171ZM159 175H161V173L159 174ZM206 175V174H205ZM213 175V174H212ZM212 175H210V176H212ZM243 175V174H242ZM10 176V175H9ZM22 176V175H21ZM45 176V175H44ZM147 176V175H146ZM183 176V175H182ZM198 176V175H197ZM197 176H196V178H197ZM208 176V175H207ZM217 176V175H216ZM254 176H256V175H254ZM176 177V176H175ZM200 177H201V175H200ZM215 177V176H214ZM239 177H240V175H239ZM251 177V176H250ZM21 178V177H20ZM44 178V177H43ZM157 178V177H156ZM205 178H206V176H205ZM210 178V177H209ZM234 178V177H233ZM252 178V177H251ZM146 178L139 172L138 174L137 173H135V174H133L132 173V176H129V177H126V178H124L123 179V176H119V177H116V179L115 180H117V181H119V180H121V184H123V190H122V192H121V194L116 198V195H115V198H114V196H113V194H109V197H110V203L113 205V206H115V209H118L119 211H120V213H123V214H125V215H127V214H130V213H132V211H134V210H136L138 207H139V205L141 204V198L143 197V193H144V191L145 190H143L144 188H143V185H146L145 183L147 182L146 180H145ZM186 179V178H185ZM198 179V178H197ZM208 179V178H207ZM211 179H213V177L211 178ZM210 179V180H211ZM217 179V178H216ZM218 179H219V176H218ZM217 179V180H218ZM225 179V178H224ZM241 179V178H240ZM252 179H254V177L252 178ZM157 180V179H156ZM178 180V179H177ZM182 180H183V178H182ZM195 180V179H194ZM205 180V179H204ZM235 180V179H234ZM6 181V180H5ZM4 181V182H5ZM88 181V180H87ZM170 181V180H169ZM193 181V180H192ZM213 181V180H212ZM214 181H215V179H214ZM219 181H220V179H219ZM230 181V180H229ZM245 181V180H244ZM185 182V181H184ZM196 182H198V181H195V183ZM201 182V181H200ZM204 182V181H203ZM218 182V181H217ZM217 182L215 183V184H217ZM221 182V181H220ZM21 183V182H20ZM32 183H34V182H32ZM169 183V182H168ZM167 183V184H168ZM181 183V182H180ZM194 183V184H195ZM202 183V182H201ZM200 183V184H201ZM246 183V182H245ZM3 184V183H2ZM1 184V185H2ZM5 184V183H4ZM36 184V183H35ZM176 184V183H175ZM212 184V183H211ZM221 185H222V183H220ZM239 184V183H238ZM240 184H242V183H240ZM186 185V184H185ZM184 185V186H185ZM243 185V184H242ZM241 185V186H242ZM20 186V185H19ZM31 186V185H30ZM208 186V185H207ZM209 186H211V185H209ZM216 186V185H215ZM214 186V187H215ZM245 186V185H244ZM166 187V186H165ZM177 187H179L178 185H177ZM198 187V186H197ZM204 187V186H203ZM220 187V186H219ZM233 187H234V183H233ZM1 188V187H0ZM21 188V187H20ZM185 188V187H184ZM209 188V187H208ZM212 188V187H211ZM236 188V187H235ZM239 188V187H238ZM167 189V188H166ZM177 189H179V188H177ZM198 189V188H197ZM203 189V188H202ZM201 189V190H202ZM213 189V188H212ZM228 189V188H227ZM14 190V189H13ZM26 190V189H25ZM24 190V191H25ZM141 190H143V191H141ZM169 190V189H168ZM199 190V189H198ZM200 190V191H201ZM220 190H221V188H220ZM243 190V189H242ZM241 190V191H242ZM21 191H23V190H21ZM184 191V190H183ZM192 191V190H191ZM196 190L194 189V191L193 192H195ZM199 191V192H200ZM234 191V190H233ZM233 191H231V192H233ZM238 191V190H237ZM240 191V192H241ZM20 192V191H19ZM202 192H203V190H202ZM207 192V191H206ZM209 192H211V191H209ZM235 192V191H234ZM26 193V192H25ZM179 193V192H178ZM187 193V192H186ZM238 193V192H237ZM162 194V193H161ZM175 194V193H174ZM181 194V193H180ZM202 194V193H201ZM214 194V193H213ZM239 194V193H238ZM169 195V194H168ZM186 195H188V194H186ZM194 195H195V193H194ZM203 195V194H202ZM205 195V194H204ZM208 195V194H207ZM210 195V194H209ZM228 195V194H227ZM234 195V194H233ZM25 196V195H24ZM161 196V195H160ZM174 196V195H173ZM176 196V195H175ZM200 196V195H199ZM214 196V195H213ZM224 196H226V193H225V195ZM235 196V195H234ZM171 197V196H170ZM195 197V196H194ZM236 197V196H235ZM18 198H19V196H18ZM22 199L24 198V197H21ZM108 194H105V195H103L102 196V198H101V201H100V205L103 207V208H105L106 206H107V201H108ZM159 198V197H158ZM172 198V197H171ZM179 198V197H178ZM188 198H191V197H188ZM238 198V197H237ZM236 198V199H237ZM195 199V198H194ZM193 199V200H194ZM197 199H198V197H197ZM235 199V198H234ZM177 200V199H176ZM180 200H182V198L180 199ZM189 200V199H188ZM226 200V199H225ZM228 200V199H227ZM231 200V199H230ZM18 201H19V199H18ZM146 201V200H145ZM157 201V200H156ZM175 201V200H174ZM197 201V200H196ZM201 201V200H200ZM214 201V200H213ZM221 201V200H220ZM223 201V200H222ZM209 202V201H208ZM19 203V202H18ZM109 203V202H108ZM155 203V202H154ZM176 203V202H175ZM220 203V202H219ZM223 203V202H222ZM18 205V204H17ZM169 205V204H168ZM173 205H175V204H173ZM219 205V204H218ZM222 205V204H221ZM26 206V205H25ZM172 206V205H171ZM189 206V205H188ZM205 206V205H204ZM207 206H209V205H207ZM219 207V206H218ZM228 207V206H227ZM227 207H226V209H227ZM229 207H230V205H229ZM24 208V207H23ZM161 209V208H160ZM174 209V208H173ZM26 210V209H25ZM159 210V209H158ZM169 210H170V208H169ZM168 210V211H169ZM228 210V209H227ZM226 210V211H227ZM151 211V210H150ZM167 211V210H166ZM206 211H207V209H206ZM212 211V210H211ZM179 213H180V211H179ZM201 213H203V212H201ZM223 213V212H222ZM190 214V213H189ZM200 214V213H199ZM152 216V215H151ZM151 216H149V217H151ZM172 216V215H171ZM198 216V215H197ZM197 216H196V218H197ZM211 216V215H210ZM209 216V217H210ZM148 217V216H147ZM194 217V216H193ZM205 217V216H204ZM209 217L207 218V220L209 219ZM179 218V217H178ZM20 219V218H19ZM18 219V220H19ZM188 219V218H187ZM193 219V218H192ZM198 219V218H197ZM205 219V218H204ZM223 219V218H222ZM186 220V219H185ZM202 220V219H201ZM258 220V219H257ZM151 221V220H150ZM182 221V220H181ZM262 221V220H261ZM157 222V221H156ZM177 222V221H176ZM203 222H204V220H203ZM206 222V221H205ZM16 223V222H15ZM21 223V222H20ZM202 223V222H201ZM210 225H211V227H209L210 229H209V231L208 232H204L205 233V238H203L204 240H202L203 242H204V244H203V247L201 248V250H211L212 248L214 249V247L218 244V241H217V237H219V235H221V228H222V226H221V218H217L216 217V215L213 213L212 214V217L210 218ZM168 224V223H167ZM180 224V223H179ZM189 224V223H188ZM205 224V223H204ZM14 225V224H13ZM135 225V224H134ZM138 225V224H137ZM163 225V224H162ZM262 225V224H261ZM157 226V225H156ZM181 226V225H180ZM192 226V225H191ZM198 226V225H197ZM263 226V225H262ZM135 227H137L136 225H135ZM201 227V226H200ZM260 227V226H259ZM258 227V228H259ZM264 227V226H263ZM129 228V227H128ZM150 228V227H149ZM170 228V227H169ZM188 228V231L189 232H186V234L187 233H190L191 231H192V228L190 227V226H188L187 227ZM199 228V227H198ZM205 228H206V226H205ZM145 229V228H144ZM201 229H202V227H201ZM223 229V228H222ZM12 230V229H11ZM184 230H187L186 228L184 229ZM238 230V229H237ZM257 230V229H256ZM13 231V230H12ZM145 231H146V229H145ZM170 231V230H169ZM173 231V230H172ZM142 232V231H141ZM149 232V231H148ZM156 232V231H155ZM164 232V231H163ZM168 232V231H167ZM235 231H233V233H234ZM238 232V231H237ZM260 232V231H259ZM9 233V232H8ZM159 233V232H158ZM161 233V232H160ZM184 233V232H183ZM192 233V232H191ZM249 233V232H248ZM144 234V233H143ZM143 234H142V236H143ZM156 234H157V232H156ZM162 234V233H161ZM185 234V235H186ZM202 234V233H201ZM238 234V233H237ZM24 235V234H23ZM152 235V234H151ZM166 235V234H165ZM168 235V234H167ZM184 235V236H185ZM192 235H193V233H192ZM198 235V234H197ZM148 236V235H147ZM182 237V236H181ZM187 237V236H186ZM189 237V236H188ZM227 237V236H226ZM232 237V236H231ZM259 237V236H258ZM142 237H140V239H141ZM178 238V237H177ZM191 238V237H190ZM222 238V237H221ZM18 239V238H17ZM139 239V240H140ZM165 239H166V237H165ZM171 239V238H170ZM169 239V240H170ZM142 240V239H141ZM180 240V239H179ZM229 240H230V238H229ZM247 240V239H246ZM13 241V240H12ZM146 241V240H145ZM190 241V240H189ZM196 241V240H195ZM231 241H232V238H231ZM120 242V241H119ZM140 242V241H139ZM143 242V241H142ZM247 242V241H246ZM24 243V242H23ZM255 243V242H254ZM21 244H22V242H21ZM140 244V243H139ZM138 244V245H139ZM145 244V243H144ZM152 244V243H151ZM172 244V243H171ZM174 244H175V242H174ZM182 244V243H181ZM187 244V243H186ZM225 244V243H224ZM227 244H229V242L227 243ZM262 244V243H261ZM137 245V246H138ZM196 245V244H195ZM238 245V244H237ZM250 245H251V243H250ZM8 246V245H7ZM165 246V245H164ZM172 246V245H171ZM177 246V245H176ZM223 246V245H222ZM227 246V245H226ZM257 246V245H256ZM200 247V246H199ZM238 248V247H237ZM2 249V248H1ZM17 249V248H16ZM137 249V248H136ZM140 249V248H139ZM242 249H243V247H242ZM4 250V249H3ZM168 250V249H167ZM171 250V249H170ZM220 250V249H219ZM240 250V249H239ZM257 250V249H256ZM138 251V250H137ZM142 251V250H141ZM154 251V250H153ZM166 251V250H165ZM169 251V250H168ZM23 252V251H22ZM112 252V251H111ZM110 252V253H111ZM140 252V251H139ZM147 252V251H146ZM158 252V251H157ZM179 252L181 253V251L179 250ZM203 252V251H202ZM202 252H199V255L198 256H195V258L193 259L194 261H193V263L192 264H200L199 263V260L200 259H202V257H201V254L200 253H202ZM211 252V251H210ZM226 252V251H225ZM240 252V251H239ZM242 252H243V250H242ZM252 252V251H251ZM4 253V252H3ZM11 253H12V251H11ZM10 253V254H11ZM17 253V252H16ZM113 253H115V252H113ZM130 253V252H129ZM167 253H169V252H167ZM192 252L190 251V254H191ZM209 253V252H208ZM248 253V252H247ZM250 253V252H249ZM257 253H258V251H257ZM23 254V253H22ZM145 254V253H144ZM172 254V253H171ZM170 254V255H171ZM210 254V253H209ZM226 254V253H225ZM254 254V253H253ZM259 254V253H258ZM262 254V253H261ZM137 255H138V253H137ZM150 255V254H149ZM160 255V254H159ZM174 255V254H173ZM220 255H221V252H220ZM248 255V254H247ZM257 255V254H256ZM256 255H254V256H256ZM9 256V255H8ZM14 256V255H13ZM139 256V255H138ZM192 256H193V254H192ZM211 256V255H210ZM246 256V255H245ZM262 256V255H261ZM150 257V256H149ZM158 257V256H157ZM156 257V258H157ZM160 257V256H159ZM180 257V256H179ZM181 257H182V254H181ZM180 257V258H181ZM214 257H215V255H214ZM217 257V256H216ZM220 257V256H219ZM226 257V256H225ZM241 257V256H240ZM9 258H11V257H9ZM166 258V257H165ZM247 258V257H246ZM251 258H253V255H252V257L250 256V264H251ZM257 257H255V259H256ZM261 258V257H260ZM132 259V258H131ZM155 259V258H154ZM175 259V258H174ZM190 259H192V257L190 258ZM225 259V258H224ZM146 260V259H145ZM168 260V259H167ZM225 260H227V259H225ZM133 261V260H132ZM164 261V260H163ZM228 261V260H227ZM247 261V260H246ZM257 261H258V259H257ZM257 261H256V263H257ZM140 262H141V260H140ZM146 262H148L147 260H146ZM159 262V261H158ZM167 262V261H166ZM245 262V261H244ZM259 262V261H258ZM18 263H19V261H18ZM163 262H161V264H162ZM221 263V262H220ZM235 263V262H234ZM106 264V263H105ZM172 264V263H171ZM205 264V263H204ZM239 264H241V263H239ZM245 264V263H244ZM260 264H264V262H262V263H260Z\"/></svg>",
	"mask_w": 264,
	"mask_h": 264
}]
</instances>
